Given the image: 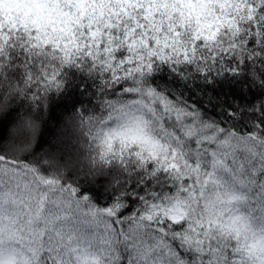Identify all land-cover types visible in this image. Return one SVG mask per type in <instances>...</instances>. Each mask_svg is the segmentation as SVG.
Returning a JSON list of instances; mask_svg holds the SVG:
<instances>
[{"label": "snow or ice", "instance_id": "obj_1", "mask_svg": "<svg viewBox=\"0 0 264 264\" xmlns=\"http://www.w3.org/2000/svg\"><path fill=\"white\" fill-rule=\"evenodd\" d=\"M0 264H264V0H0Z\"/></svg>", "mask_w": 264, "mask_h": 264}]
</instances>
